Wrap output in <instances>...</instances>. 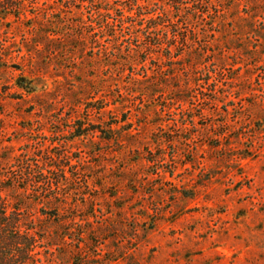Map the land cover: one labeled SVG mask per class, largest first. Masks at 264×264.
I'll list each match as a JSON object with an SVG mask.
<instances>
[{
	"label": "rangeland",
	"instance_id": "rangeland-1",
	"mask_svg": "<svg viewBox=\"0 0 264 264\" xmlns=\"http://www.w3.org/2000/svg\"><path fill=\"white\" fill-rule=\"evenodd\" d=\"M98 2L0 0V180L38 257L264 264V0Z\"/></svg>",
	"mask_w": 264,
	"mask_h": 264
},
{
	"label": "trees",
	"instance_id": "trees-1",
	"mask_svg": "<svg viewBox=\"0 0 264 264\" xmlns=\"http://www.w3.org/2000/svg\"><path fill=\"white\" fill-rule=\"evenodd\" d=\"M4 1L9 7L16 6V0ZM17 1H20V4L25 7L33 0ZM35 1L38 3L40 0ZM63 1L66 4L75 3L74 5L80 8L85 7V3H88L87 6H96L99 3L98 1H100L102 6L96 8L95 12L101 15L109 11H114L113 5L116 4L117 1L127 2L128 0H55L56 3ZM78 2L81 3L79 4L80 6L77 5ZM148 21L149 22L145 24H136L135 26H151V29L153 28L155 30H157L159 26H178V20H168L167 17L160 18L159 16H153V18ZM129 25L134 26L132 23H129ZM85 26L93 25L85 23ZM100 26H104L102 31L103 33H107L108 29L112 31L110 26H113V23L109 20H105L101 22ZM112 37H115V34H112ZM150 44L151 43H149L148 46ZM0 179H3L2 176H0ZM6 179H8L7 182H1L2 180H0V264H45L44 260L38 257L40 253L36 252L41 237L40 230L37 225H32L31 223L33 221L22 212L24 208L18 196L13 194L5 195V191H12L14 189V186L11 184V177L9 178L8 176ZM39 184L44 185L45 181H39Z\"/></svg>",
	"mask_w": 264,
	"mask_h": 264
}]
</instances>
